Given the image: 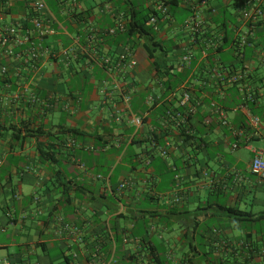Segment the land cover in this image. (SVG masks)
I'll return each instance as SVG.
<instances>
[{"label": "crops", "instance_id": "obj_1", "mask_svg": "<svg viewBox=\"0 0 264 264\" xmlns=\"http://www.w3.org/2000/svg\"><path fill=\"white\" fill-rule=\"evenodd\" d=\"M44 1L41 17L57 29L50 46L79 43L91 54L79 53L70 67L46 58L21 76L16 63L0 57L11 75L0 77V264H264V178L251 171L255 152L264 157V17L252 31L242 20L244 0H210L195 10L180 4L158 25V39L173 45V84L191 93L184 129L193 140L184 142L161 117L166 80L142 40L131 43L138 66L128 78L133 111L144 116L141 130L127 119L116 124L101 92L109 76L99 59L116 61L127 43L106 30L137 1ZM194 12L205 21L195 33L185 27ZM27 13L21 0H0L3 25ZM182 47L190 65L181 62ZM239 72L247 74L241 83L228 82ZM23 84L53 107L10 104ZM150 95L158 99L152 109ZM245 104L260 119L257 128L238 110ZM62 127L79 132L76 140L66 136V146ZM154 135L169 143L164 159L151 147ZM235 208L252 220H237Z\"/></svg>", "mask_w": 264, "mask_h": 264}, {"label": "built area", "instance_id": "obj_2", "mask_svg": "<svg viewBox=\"0 0 264 264\" xmlns=\"http://www.w3.org/2000/svg\"><path fill=\"white\" fill-rule=\"evenodd\" d=\"M28 10V13L24 15L21 21L15 24L3 25L0 23V57L10 60L12 63L17 64L16 76L24 74H30L37 72L40 68V62L46 58L54 59L62 62L65 66L70 67L71 63L77 59L78 54L83 52L90 55V51H87L85 46L76 43L73 46L54 50L50 46V40L57 35V29L50 25L45 19L41 17V13L47 8L44 0H21ZM175 0H144V4L152 9L154 12L149 20V25L154 27V30L158 32V25L160 23H167L171 20L173 11V2ZM178 5H189L191 9L195 10L197 7L206 8L209 6L210 0H177ZM244 9L242 12V20L250 24L251 30L255 29L264 17V0H244ZM128 17L120 16L116 26L106 30V34L112 36H118L119 34L126 33L128 25ZM205 21L201 18L200 14L194 12L185 20V27L193 31L198 32L204 25ZM250 33H247L239 42L240 47H244L249 43ZM89 43L95 40L93 32L88 36ZM139 40L138 38L127 40V43L123 46V50L118 56L116 61H112L110 58L101 57L99 64L105 70L109 79L103 82L102 93L106 96V99H111L113 107V120L118 125L124 124V119H127L128 124L135 129V133L141 130L144 123L142 115L136 114L133 111L132 102L133 96L131 91V85L128 80L130 76L135 72L138 61L136 55L133 52L132 41ZM92 45V44H91ZM181 55V62L184 66L190 65L192 62V55L186 51V48L182 47L179 52ZM213 75L219 76V70L216 68L212 71ZM10 70L7 66L0 67V77L2 79H9ZM247 74L245 72H239L229 77L228 82L232 84L241 83ZM111 82V88L109 83ZM179 96L177 97L176 107L178 112L167 111V119H164L165 124L168 121H173L176 116L177 126L179 122H183L185 115L180 113L184 110V113L191 114L193 108L191 107V93L186 86L181 85L179 87ZM116 95L118 100H115L113 96ZM164 99L171 102L173 98L169 95H163ZM251 101V99H248ZM10 104H17L21 101L28 102L30 105L35 106L38 110L50 109L53 106L50 105L46 98L41 97L30 88L28 84H23L16 91L11 92L8 96ZM158 101V99H157ZM154 96H149L147 103L149 106L157 103ZM64 109L68 110L69 105H64ZM223 120L222 124L227 125V121L224 120L225 113L218 107L215 109ZM238 110L244 113L250 120L253 127L257 128L260 124V119L257 116L252 115L248 105H241ZM132 138L127 141H117L118 146L123 145V142L131 144ZM71 144H76L74 141ZM156 143L151 140V147L154 148ZM237 148V145H234ZM159 155L166 158L169 150V143L159 147ZM84 169L85 166L81 165ZM251 171L254 175L264 178V157L262 151L255 152V156L251 163ZM102 178V176H98Z\"/></svg>", "mask_w": 264, "mask_h": 264}, {"label": "trees", "instance_id": "obj_3", "mask_svg": "<svg viewBox=\"0 0 264 264\" xmlns=\"http://www.w3.org/2000/svg\"><path fill=\"white\" fill-rule=\"evenodd\" d=\"M136 1H137L136 3L130 1L131 3H129V6H128L129 7L128 9L129 22L127 25V30H126V33L122 35L119 34L118 37H121V40H125V39L132 40L135 38L142 40L145 46L146 52H147L148 60L150 61L151 65L155 68V70L166 80V81H163V85H164L163 95L166 94L169 96H174L176 91L180 89L179 88L180 83L178 85L173 84V82H175L173 81V79L176 77V75L170 73L173 66L170 65L167 61L170 52H172L173 50V45L170 43L167 44L166 42L160 41L158 39L157 32L154 30V27L149 25L150 17L154 12L152 11L150 7L144 4V0H136ZM173 6H174L173 10L179 6L177 0L173 2ZM216 22H218V20ZM134 42L135 40L132 41V43ZM176 103H177V97L173 98L171 102H168V99H167V100H163L160 103L161 110H162L161 117L163 119H167V116H166L167 111H173L176 115V113L178 112ZM156 106H157V103L152 105L151 109ZM132 107H135V110H136V106H134L133 102H132ZM180 113L185 115V119L183 122H179L178 127H176L177 122L174 121L176 120V116L173 117L175 118L173 121L167 120V123H169L170 124L169 126H172V128L178 130V132L180 131L181 136L184 137V142H189L193 140V137L188 134L189 129L187 130L184 129V125L186 121L188 122L190 114L187 115L186 113H184V110H181ZM58 133H61V135L64 137V140L62 141L63 146L67 145L65 142L67 140V137L69 138L72 137L73 139L76 140L79 135V132L76 129L67 128V127H62ZM164 138H166V136L164 135L162 137H159L158 135H154L152 140L154 139L156 146L152 149L155 150V149H158L159 147L164 146L165 145V143H163ZM53 154L54 153H52V155H48L49 156L48 158H52L54 156ZM229 210L231 211L232 209H229ZM233 213H235V217L237 218V220H240V221L252 220L250 218H252L253 215L250 212L241 211L235 208ZM257 221H261V219L258 218Z\"/></svg>", "mask_w": 264, "mask_h": 264}, {"label": "rangeland", "instance_id": "obj_4", "mask_svg": "<svg viewBox=\"0 0 264 264\" xmlns=\"http://www.w3.org/2000/svg\"><path fill=\"white\" fill-rule=\"evenodd\" d=\"M235 8L239 9L240 8V4L239 3L235 4Z\"/></svg>", "mask_w": 264, "mask_h": 264}]
</instances>
